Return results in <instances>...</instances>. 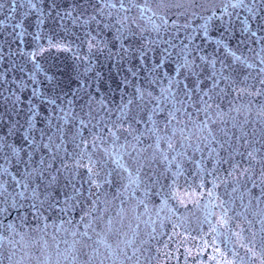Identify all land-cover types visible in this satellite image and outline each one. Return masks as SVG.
Instances as JSON below:
<instances>
[{"label": "snow or ice", "instance_id": "6c2138e0", "mask_svg": "<svg viewBox=\"0 0 264 264\" xmlns=\"http://www.w3.org/2000/svg\"><path fill=\"white\" fill-rule=\"evenodd\" d=\"M240 11L246 15L237 30L233 17L240 20ZM0 15L7 57L25 60L7 59L0 46V62L8 65L0 73V264H151L146 246L156 239L157 223L163 229L170 222L173 235L184 227L183 218L172 221L161 213L175 215L170 199L185 203L179 181L188 182L186 162L196 166L197 187L205 188L206 176L212 177L207 196L209 204L218 201L221 214L211 231L223 235L219 228L225 229L245 250L240 256L233 248L228 259L214 237L211 246L220 259H209L264 264V103L256 108L259 140L245 130L247 118L242 124L230 115H251L250 101H229L228 112L221 106L230 93L234 100L264 97V0H0ZM66 20L83 30L87 55L73 47V37L80 36L67 29ZM6 21H13L11 32ZM57 22L63 36L47 27ZM26 36L31 49L13 51V44L27 47ZM233 40L236 47L259 45L258 51L248 47L256 62L238 55ZM53 48L76 61L67 79L50 74L38 60ZM95 53L108 62L107 74L93 61ZM237 65L255 69V75L240 78ZM229 119L239 134L229 130ZM221 185L225 195L248 192V204L236 216L245 218L250 236L243 228L231 231L234 202L221 199ZM153 197H159L158 206L151 204ZM253 200L258 232L247 219ZM116 201L113 217L108 213ZM141 223L151 231L142 234ZM207 247L205 240L197 255Z\"/></svg>", "mask_w": 264, "mask_h": 264}, {"label": "water", "instance_id": "95a60500", "mask_svg": "<svg viewBox=\"0 0 264 264\" xmlns=\"http://www.w3.org/2000/svg\"><path fill=\"white\" fill-rule=\"evenodd\" d=\"M36 2L39 3V0H36ZM72 0H65L66 4H70ZM95 2V0H94ZM239 11V10H238ZM246 15L245 12L240 11V20H236L235 16L233 17V23L235 24L237 30L241 27H243L241 21L244 19V16ZM227 19V18H225ZM0 20H4V16L0 15ZM35 16L33 15L31 19L29 20V23H34ZM7 27V31L11 32L10 25L13 23V21H6L5 22ZM197 23H200V21H197ZM65 26L67 29L71 32H75L77 35L80 36L79 40H76L73 37V47L75 48L76 45L80 46V55H87V43L85 42L86 38L84 37L83 30L79 28H74L71 24L70 20L65 21ZM47 27H51L54 29L55 34L58 36H63L64 32L59 27V23L51 24ZM93 29L95 28V25H92ZM252 30H256L255 23H252ZM29 31H34V28H30ZM3 32V29H0V33ZM95 34V33H93ZM213 38H215L216 34L213 33ZM237 35L239 36V32H237ZM259 35H264V33H259ZM256 38L251 37V40L254 41ZM25 40L27 42V47L25 45H17L13 44V51H18L19 49H23L24 51H29L31 49V46L33 45V41L31 36H26ZM200 41L198 40L197 43ZM40 43H42L45 47H47V41L42 40ZM233 50L237 52L238 55L243 54L250 58V62H256L254 59H251L254 57V53L248 51V47L256 48V50H259V45L250 43L248 46L240 45L239 47H236V41L233 40L231 42ZM0 46L3 47L4 53L7 59H14L16 63L22 64L25 62L24 58L20 57L19 55H16L15 57H7L8 52V46L6 44H3V35L0 34ZM214 45L208 44L205 45V48L208 52H212ZM39 62L44 66L45 69L49 70L50 74L52 72H55L57 75L63 76L65 79L73 73L74 66L76 64V61H74L72 53L70 52H63V51H57L56 49H51L44 53L43 57H38ZM93 61L98 62L99 65H101V70L107 74V61L104 59V56L95 53L93 55ZM228 63H232L231 57L227 60ZM7 63L0 62V73L4 71V69L7 67ZM27 69H31V64L26 65ZM219 67V65H217ZM237 67L240 69V78H242L244 75L251 72L253 75H255V69H247L241 65H237ZM81 70H83V65H81ZM19 75V73H17ZM11 78V76L9 77ZM253 81H249V83H252ZM223 86V85H222ZM258 86V85H257ZM235 93H230L228 97H226L222 101V109L225 112H228L230 104L229 101H234L236 104H248L249 101L251 102L252 112L251 115H249L246 111H242L240 114H237L236 112H232L230 115L231 117H234L237 122L244 123L245 119L247 118L248 123H246L245 130L250 133V138L254 140H259V129L261 127L260 122L258 121L256 117V108L261 103H264V97H242L239 100H234ZM118 99V96H117ZM230 131H237V134H239L238 130L232 129V121L229 119V123L227 125ZM253 129L256 130V136L251 137V133ZM254 147L259 148V144H254ZM241 151H244L243 148H241ZM207 155V153H205ZM200 155L199 153L196 154L194 157L195 160H199ZM3 161L0 160V164H2ZM111 167H114V165H110ZM184 167L188 170V182L186 183L184 178L181 177L179 181V193L183 197L185 203L181 204L179 203V199H170L168 204L169 207L175 210V215H173L171 212H168L165 210V212L161 213L162 216H169L172 221H176L177 217L183 218L184 227H178L176 228L175 232L178 233V235H173V229L172 224L168 221H165V226L163 229L160 228L159 223H157L156 228V239L152 240L148 247L150 251L147 253L148 256L151 257V264H185V259L187 257V264H200L201 261H203V264H216V261H211L209 257L216 255L218 259H220L218 253L213 252L212 248V241L215 237V246L219 247L221 251H223L228 259H232V250L235 248L236 251L239 252L240 256L245 255V250L243 248H240L239 245L236 243L235 236H232L230 233L226 232L225 229L219 228V232L224 233L223 235H218L217 232L211 231L212 226H217V220L221 214V209L216 206L218 205V201L215 199H212V203L209 204V197L207 196V190L212 187L210 181L212 180L211 176H206V186L205 188L201 189L197 187L199 184V179L193 180V174L196 171V166L194 163L186 162L184 164ZM205 167L208 169H211L212 164L210 161H205ZM227 167V166H224ZM257 182H259V168L257 167ZM87 187V185H85ZM107 187V186H106ZM248 188H252L251 183L248 184ZM114 191V189H112ZM195 191L197 194L203 193V195H197L196 197L190 198L186 193ZM230 192V188L228 189ZM216 192L220 195L221 199L226 201H232L233 204H230L229 207L233 208L232 211L228 213L229 216L233 217V220L230 223V228L232 232H238L240 231V228L244 229V235L250 236L249 231V225L245 218L243 216L237 217L236 213L243 212L244 211V205L248 204L249 195L248 192L244 189H241L237 191L236 193H233L231 195H225V186L221 185L218 189H216ZM252 195L257 196L259 195V189H252ZM241 197H243V204L241 203ZM193 199L198 200V203H193ZM160 200L159 197H153L151 204L159 205ZM150 204V214L152 215V219H156L155 211L156 209H153ZM119 207V201H116L115 205L112 207L108 215L115 216L116 211ZM255 209V201L253 200L252 208L249 209V212L247 213V219L253 221V229L257 232L259 231V223H258V217H255L251 214V212ZM140 213L144 212V209L141 207L139 209ZM210 213H214V215H211ZM78 219V217H77ZM148 216H143V220H147ZM127 224L128 221H125ZM237 224L240 225V227H237ZM102 226V225H101ZM118 226V225H117ZM135 226V223L133 222V227ZM185 228H187V231H185ZM82 230V229H81ZM141 233L143 234L146 231H151L150 228H145V225L141 223L140 225ZM4 235H7V233H4ZM171 237V238H170ZM146 238V237H145ZM19 239V237H17ZM70 239V238H69ZM207 240L209 242V247H207L204 251L200 252L199 255H197V252L199 249L203 248V241ZM257 240H259V235L257 236ZM5 247H7V241L4 242ZM167 245V247H165ZM63 247V245H62ZM157 248L159 249V252H157ZM186 249H191V255H188L186 253ZM6 264V262H5Z\"/></svg>", "mask_w": 264, "mask_h": 264}]
</instances>
